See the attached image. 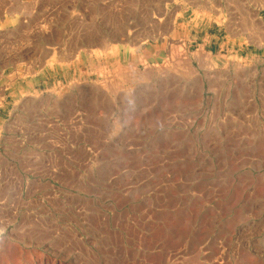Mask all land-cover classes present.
Segmentation results:
<instances>
[{
  "label": "rangeland",
  "instance_id": "374dc122",
  "mask_svg": "<svg viewBox=\"0 0 264 264\" xmlns=\"http://www.w3.org/2000/svg\"><path fill=\"white\" fill-rule=\"evenodd\" d=\"M0 264H264V0H0Z\"/></svg>",
  "mask_w": 264,
  "mask_h": 264
},
{
  "label": "bare ground",
  "instance_id": "6f19581e",
  "mask_svg": "<svg viewBox=\"0 0 264 264\" xmlns=\"http://www.w3.org/2000/svg\"><path fill=\"white\" fill-rule=\"evenodd\" d=\"M94 46V45H93Z\"/></svg>",
  "mask_w": 264,
  "mask_h": 264
}]
</instances>
